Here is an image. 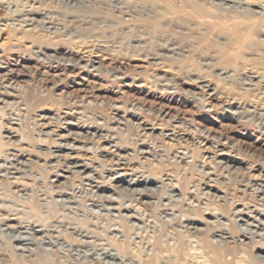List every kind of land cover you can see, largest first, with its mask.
<instances>
[{
    "label": "rangeland",
    "instance_id": "rangeland-1",
    "mask_svg": "<svg viewBox=\"0 0 264 264\" xmlns=\"http://www.w3.org/2000/svg\"><path fill=\"white\" fill-rule=\"evenodd\" d=\"M259 7L264 0H1L0 264H14L13 247L18 264L175 259L183 242L202 253L204 236L226 248L231 240L216 236L224 226L239 241L250 228L260 233L240 245L241 256L260 254ZM57 144L70 149L58 154ZM121 177L165 185L142 198L134 192L142 186L118 187ZM175 187L179 201L166 200ZM29 227L48 228L42 243L12 240L33 235ZM102 248L121 258L103 259Z\"/></svg>",
    "mask_w": 264,
    "mask_h": 264
},
{
    "label": "bare ground",
    "instance_id": "bare-ground-1",
    "mask_svg": "<svg viewBox=\"0 0 264 264\" xmlns=\"http://www.w3.org/2000/svg\"><path fill=\"white\" fill-rule=\"evenodd\" d=\"M1 1V0H0ZM9 1V0H8ZM11 1V0H10ZM223 1H225V2H227V3H229L230 5H235L236 3H237V1L238 0H223ZM15 2V1H14ZM18 3V2H17ZM14 4V3H13ZM12 4V5H13ZM259 9H260V11H256L255 13H257L258 15H263L264 16V7H259ZM263 19V18H262ZM36 36V35H35ZM45 36V35H44ZM44 36L42 35H38V36H36L37 38H35V39H37V40H41V39H43L44 38ZM34 37V36H33ZM30 39V38H29ZM33 39V38H32ZM34 40V39H33ZM32 40V41H33ZM43 41H45V39L43 40ZM42 41V42H43ZM39 42V41H38ZM41 42V43H42ZM44 43V42H43ZM46 43H48V42H46ZM46 45V44H45ZM67 54V53H66ZM70 56L72 57V59H75V57H74V54H71L70 53ZM75 61H76V59H75ZM6 76L9 78V81H12V82H17L19 79H20V75L19 74H17L16 73V70H15V68H10L9 70H7L6 71ZM136 117V116H135ZM144 130V129H143ZM56 148H57V150H56V152L58 153V154H60V153H62V151L64 150V149H70V148H67L65 145L63 146V145H59V144H57V146H56ZM55 153V152H54ZM57 157H59L60 155H56ZM78 161V160H77ZM75 168L76 167H84V165H81V164H79V162H76L75 161V163H73L72 164ZM9 168V167H8ZM11 169H17L18 170V168H17V166L15 165V163H11V167H10ZM159 168H161L160 166H159ZM164 168V167H163ZM158 171H160V170H158ZM161 172V171H160ZM62 177V176H61ZM64 177V176H63ZM149 177H151V176H149ZM122 178V177H121ZM158 179V178H157ZM156 178H143L142 180L141 179H135V180H131V181H129V180H127V178H122L121 180H119L118 181V184H117V186L118 187H121V186H123L122 185V183H128L129 184V186L130 187H137L138 188V186H142L141 188H143V189H136L134 192L136 193V194H139L140 195V197H145V196H147L148 195V192H150V191H152V192H155V191H157V190H159V186L157 185V184H160V183H162V180H157ZM129 181V182H128ZM215 184H217V183H215ZM162 185H165L164 184V182L162 183ZM167 185V184H166ZM144 186V187H143ZM150 186H153V188H150ZM170 186V185H169ZM168 186V187H169ZM162 187H165V186H162ZM171 187V186H170ZM130 189V188H129ZM133 189V188H132ZM170 189V188H169ZM166 190V189H165ZM219 193H220V191L218 192V190H217V192L213 195V197H216V198H219V199H223V197H220L221 195H219ZM162 194V193H161ZM167 194V193H166ZM182 193L180 192V190L177 188V187H175L172 191H171V194H169L170 196H167L166 197V200H168V199H170L171 201H174V202H176V201H179V200H175V198L176 197H179L180 195H181ZM57 195H59V193L57 194ZM183 197H184V195H183ZM196 199V198H195ZM72 201V200H71ZM145 201V200H144ZM143 201V202H144ZM169 201V200H168ZM196 202V201H195ZM180 203V202H179ZM194 203V202H193ZM163 204V203H162ZM186 205H188V204H186ZM164 206H166L165 204H164ZM167 206H168V204H167ZM173 208L174 207H176V211H178V207H179V205H176V206H172ZM191 207V204H189V208ZM108 208V207H107ZM115 208V207H114ZM132 208V207H131ZM134 210V209H133ZM168 210H172L171 208L170 209H168V208H166V209H163V211L164 212H166V211H168ZM180 210V209H179ZM199 210H197V211H195V212H198ZM181 213H183V212H181ZM239 213V215L241 214L242 215V213L243 212H238ZM176 214V213H175ZM199 215H200V213H199ZM127 217V216H126ZM130 217V216H129ZM132 217V216H131ZM144 217V216H143ZM166 217V216H165ZM170 217V216H169ZM185 217V216H184ZM128 218V217H127ZM135 218H136V216H135ZM167 218V217H166ZM190 218L189 217H187L186 219H184V218H181V221H185V222H191L190 220H189ZM139 220H140V218H139ZM171 220H173V219H171ZM176 220H177V218H176ZM193 220V219H192ZM255 221H259V223L261 224V225H263L264 224V222H262L261 220H257V218H255ZM45 222V221H44ZM154 222V221H153ZM162 222V221H161ZM160 222V223H161ZM180 222V221H179ZM46 223V222H45ZM147 223V222H146ZM163 223V222H162ZM233 223V222H232ZM6 225V224H5ZM44 225V224H43ZM55 225V224H54ZM135 225H136V223H135ZM139 225V224H138ZM152 225V224H151ZM165 225V224H164ZM179 225V224H178ZM16 226V225H15ZM15 226H9V228H11V229H15V230H17L18 229V227H15ZM23 226V225H22ZM50 226V225H49ZM56 226H58V224L56 225ZM149 226V225H148ZM156 226H158V225H156ZM153 227V226H152ZM165 227V226H164ZM186 229H187V231L191 234V235H196L197 233H198V231H194V230H196V229H191V228H189V226H184ZM219 227H221V226H219ZM26 228V227H25ZM116 228V227H115ZM154 228H156V227H154ZM48 229V228H47ZM47 229H44V230H37V228L35 229V228H30L29 227V231H31L32 233H34L33 235L32 234H30V236H19V237H13V241L14 242H16L17 244H19V245H34V244H40V243H42V237H40L41 239H38L39 237L37 236V235H39V234H41V233H43V231H45V230H47ZM110 229H112V228H110ZM218 229V228H217ZM228 229H230V228H227V227H225L224 226V229L222 230L221 228H220V231L218 230L217 231V233H216V236H218V237H220V238H222V239H225L226 241H228V239L229 240H231V241H229L228 243H230L229 245H226V248L225 247H221L220 245H215V244H213V243H211L209 240H207V238L204 236L202 239H203V246H204V251L201 253H197V252H199L200 251V249H199V251H197V252H192V251H190L191 249H190V245H189V248H188V242L186 243V242H183V243H180V245H179V247L177 248V249H175L174 250V252H175V259H171V258H161L160 256L159 257H153V256H151V257H149V258H147V257H145V258H147L144 262H142L141 264H190V263H192V262H198V263H200L199 262V260H203L204 259V261L206 262V264H264V248H258V247H260V246H258L257 248L258 249H260V251H261V253L260 254H258V255H255L254 257H250V256H241L242 254H241V246L240 245H243V244H245L246 242V240H251L254 236H256V237H258V236H261V234L260 233H258L257 231H253L251 228L250 229H248L247 231H246V233H243V238H245V240L244 241H239V240H236V239H234V236L232 235V234H230L229 233V231H228ZM58 230V229H57ZM137 230V229H136ZM135 230V231H136ZM159 230V229H158ZM235 230V229H234ZM25 231V230H24ZM116 231V230H115ZM122 231V230H121ZM232 231V230H231ZM125 232V231H124ZM137 232H138V230H137ZM140 232V231H139ZM236 232H237V229H236ZM11 233V232H10ZM64 233V232H63ZM188 233V234H189ZM51 234V233H50ZM158 234V233H157ZM17 235V234H16ZM23 235V234H22ZM64 235V234H63ZM136 235H137V233H136ZM202 235H205V234H203L202 233ZM228 235H231V236H228ZM38 238H37V237ZM56 236V235H55ZM58 236V235H57ZM138 236V235H137ZM200 236V235H199ZM64 237V236H63ZM186 237V236H185ZM43 239H44V237H43ZM115 239V238H114ZM156 239V238H155ZM184 239V238H183ZM233 239V240H232ZM47 240V239H46ZM50 240H52V239H50ZM185 240V239H184ZM183 240V241H184ZM190 240V239H189ZM44 241V240H43ZM68 241V240H67ZM76 241V240H75ZM80 241V240H79ZM116 241V240H115ZM131 241V240H130ZM223 241V240H222ZM53 242V241H52ZM84 242V241H83ZM124 242H126V241H124ZM146 242V241H145ZM151 242V241H150ZM182 242V241H181ZM69 243V242H68ZM147 243V242H146ZM153 243V242H152ZM172 243V242H171ZM170 243V244H171ZM197 243V242H196ZM195 243V244H196ZM239 243V244H238ZM66 244V243H65ZM92 244V243H91ZM120 244H122V243H120ZM151 244V243H150ZM221 244V243H220ZM15 245V244H14ZM57 245V244H56ZM118 245V244H117ZM123 246H121L122 247V249L123 250H125V251H123L125 254H126V251L129 249V244L128 243H123L122 244ZM184 245H185V247H184ZM200 245V244H199ZM222 245V244H221ZM224 245V244H223ZM16 246V245H15ZM64 246V245H63ZM79 246V245H78ZM150 246V245H149ZM196 246V245H195ZM44 247V246H43ZM120 247V248H121ZM145 247V246H144ZM151 247V246H150ZM154 247H155V249H157V251L159 250V251H162V247H160V242L159 241H157V243H155L154 244ZM18 248V247H17ZM59 248V247H58ZM62 249V248H61ZM80 249V248H79ZM121 249V250H122ZM198 249V248H197ZM196 249V250H197ZM253 249V248H252ZM12 250L13 251H11V252H13V254H14V256H13V258L12 259H17V260H19L20 261V259H18V258H16V255H15V250H14V247L12 248ZM47 250V249H46ZM76 250V249H75ZM81 250V249H80ZM86 250V249H85ZM85 250H83V251H85ZM172 250V249H171ZM193 250V249H192ZM66 251H67V249H66ZM68 251H69V249H68ZM100 252H101V256L102 257H104L103 259H113V260H116V259H119V258H121V256H120V254L119 253H115L114 252V250H112V249H109V248H102V249H100L99 250ZM136 251V250H135ZM143 251V250H142ZM257 251V250H256ZM58 252V251H57ZM63 252V251H62ZM75 252V251H74ZM87 252V251H86ZM122 252V254H124ZM163 252V251H162ZM166 252V251H165ZM21 253V252H20ZM69 254V253H68ZM100 254V253H99ZM128 254H129V252H128ZM137 254V253H136ZM168 254V253H167ZM69 255H71V254H69ZM20 256H21V254H20ZM139 256V255H138ZM150 256V255H149ZM29 257V256H28ZM59 258L56 260V261H54L53 263H49V264H62V261H61V259L60 258H62V256H58ZM64 257V256H63ZM72 257V256H71ZM123 257V256H122ZM21 258H23V257H21ZM14 259V264H16L17 262H19V261H17V260H15ZM75 259V258H74ZM79 259V258H78ZM86 259V258H85ZM84 259V260H85ZM100 259V258H99ZM128 259H130V258H128ZM82 260V259H81ZM25 261V260H24ZM65 261V260H64ZM107 261V260H106ZM130 262L132 261V259H130L129 260ZM11 262V261H10ZM25 262H27V263H34V262H32V261H25ZM87 262V261H86ZM76 263V262H75ZM110 263V262H109ZM204 263V262H203ZM18 264V263H17ZM20 264V263H19ZM22 264V263H21ZM40 264V263H39ZM42 264V263H41ZM63 264H66V262L65 263H63ZM91 264V263H90ZM111 264H112V262H111Z\"/></svg>",
    "mask_w": 264,
    "mask_h": 264
}]
</instances>
